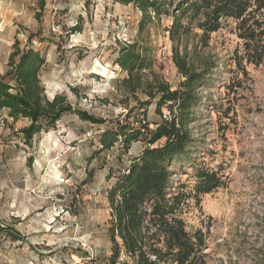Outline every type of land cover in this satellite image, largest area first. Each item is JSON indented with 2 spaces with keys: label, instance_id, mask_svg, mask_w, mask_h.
Returning a JSON list of instances; mask_svg holds the SVG:
<instances>
[{
  "label": "rangeland",
  "instance_id": "rangeland-1",
  "mask_svg": "<svg viewBox=\"0 0 264 264\" xmlns=\"http://www.w3.org/2000/svg\"><path fill=\"white\" fill-rule=\"evenodd\" d=\"M142 14L118 0H0V74L6 72L18 39L21 47L31 45L45 55L41 78L49 98L65 93L75 107L98 117L123 114L126 72L115 64L122 44L151 45L158 60L155 71L174 88L183 79L165 30L170 21L153 19L140 29ZM239 42L235 33L223 29L207 45L194 35L185 43L198 67L209 64L213 70L197 90L200 101L192 110L195 147L175 164L173 181L192 182L189 158L205 159L211 167L222 164L229 174L225 186L203 196L201 208L191 206L184 214L190 229L208 233L206 264H264V63L249 65L242 85L232 93L225 84L231 82ZM228 99L236 105L237 118L223 129L224 119L213 104ZM148 120H160L155 104L148 109ZM28 123L0 111V224L21 236L14 241L0 233V264H108L107 192L114 181L110 167L121 164L118 148L103 154V166L97 159L91 163L95 175L87 182V158L105 126L65 114L29 145L19 133ZM143 146L134 143L130 154ZM123 160L129 163L128 156ZM86 253L92 259H81Z\"/></svg>",
  "mask_w": 264,
  "mask_h": 264
},
{
  "label": "trees",
  "instance_id": "trees-1",
  "mask_svg": "<svg viewBox=\"0 0 264 264\" xmlns=\"http://www.w3.org/2000/svg\"><path fill=\"white\" fill-rule=\"evenodd\" d=\"M118 1L142 11L140 29L153 19L170 21L165 30L173 43L172 60L183 78L177 87L155 71L158 60L151 45L126 42L119 47L115 59V64L126 72L121 81L126 93L121 103L126 111L109 119L98 117L75 107L65 93L49 98L41 78L47 63L45 55L31 45L21 47L17 39L8 68L0 74V111L6 110L14 121H29L19 129L29 145L36 135L55 128L65 114L105 126L87 158L85 181L95 175L96 167L91 163L97 159L103 166V154L118 148L121 164L110 167L109 177H114V181L107 192L112 244L108 264H206L208 233L202 228L190 229L184 214L191 206L201 208L203 196L225 186L229 174L222 164L211 167L205 159L198 162L189 158L192 182L173 181L175 164L195 147L190 129L192 110L200 101L197 90L208 83L213 70L209 64L198 67L188 56L185 43L194 35L207 45L211 35L223 29L237 35L240 42L232 57L236 67L231 69L230 84H225L234 93L242 85L241 75H248V66L264 63V0ZM44 5L43 1L41 7ZM141 93L144 99L139 96ZM130 98L136 103L131 104ZM153 104L160 116L155 122L148 120V109ZM213 108L219 119H224L223 129L236 123L232 99L227 103L214 102ZM138 142L144 146L132 156L130 151ZM124 156H128L129 163L124 164ZM3 232L14 241L21 237L13 228L0 224V233ZM88 257L90 254L86 253L81 259Z\"/></svg>",
  "mask_w": 264,
  "mask_h": 264
},
{
  "label": "built area",
  "instance_id": "built-area-1",
  "mask_svg": "<svg viewBox=\"0 0 264 264\" xmlns=\"http://www.w3.org/2000/svg\"><path fill=\"white\" fill-rule=\"evenodd\" d=\"M88 259H92V258H91V256H90V257H88Z\"/></svg>",
  "mask_w": 264,
  "mask_h": 264
}]
</instances>
